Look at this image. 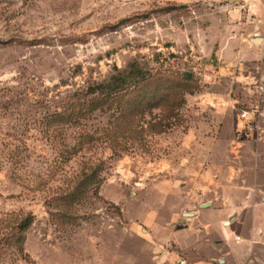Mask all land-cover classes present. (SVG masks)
<instances>
[{"label":"rangeland","instance_id":"obj_1","mask_svg":"<svg viewBox=\"0 0 264 264\" xmlns=\"http://www.w3.org/2000/svg\"><path fill=\"white\" fill-rule=\"evenodd\" d=\"M192 7L178 0H0V264L184 261L197 251L177 239L215 227L223 196L264 187V144L236 131L240 108L259 99L264 109V64L225 70L214 36L194 24L193 9L207 6ZM135 63L146 73H189L193 88L170 129L148 128L145 147L119 158L104 141L76 151L85 132L108 124L109 113L47 130L45 116L66 100ZM100 160L106 169L98 195L71 210L49 204ZM28 212L35 218L18 253L5 236Z\"/></svg>","mask_w":264,"mask_h":264},{"label":"trees","instance_id":"obj_2","mask_svg":"<svg viewBox=\"0 0 264 264\" xmlns=\"http://www.w3.org/2000/svg\"><path fill=\"white\" fill-rule=\"evenodd\" d=\"M193 88L189 73L170 68L144 72L137 63L120 70L105 82L91 84L75 98L66 100L60 110L45 116L48 131L63 130L69 126H80L97 112L109 113L108 124L101 130L85 132L78 144L82 149L87 143L104 141L112 150V157L119 158L136 148L145 147V134L170 129L177 117L179 104L186 92ZM169 99V101H167ZM164 101L165 104H161ZM160 109V115L154 114ZM146 114L152 116L148 122ZM158 118V119H157ZM106 161L100 160L84 166L75 176L73 183L64 191L51 197L49 204L55 208L67 203L68 209L85 200L90 194L98 195L105 180ZM34 215L28 212L16 217L10 226L5 244L18 253L25 248L26 232L34 222ZM2 239L0 240L1 246ZM4 246V245H3Z\"/></svg>","mask_w":264,"mask_h":264},{"label":"crops","instance_id":"obj_3","mask_svg":"<svg viewBox=\"0 0 264 264\" xmlns=\"http://www.w3.org/2000/svg\"><path fill=\"white\" fill-rule=\"evenodd\" d=\"M178 1L190 7L197 3L207 6L203 11L193 9L194 24L200 31L214 36L213 50L225 70L244 68L253 62L256 67L264 64V0H251L249 12L232 10L225 0ZM256 39L260 40L259 44H255ZM222 200L225 205L215 210L220 218L215 227L205 226L202 237L177 239L182 249L191 247L197 251L184 256V263L264 264V187H251L239 199L227 194ZM233 214L235 218L226 223ZM236 235L241 238L236 240ZM202 244L203 251L199 250Z\"/></svg>","mask_w":264,"mask_h":264},{"label":"built area","instance_id":"obj_4","mask_svg":"<svg viewBox=\"0 0 264 264\" xmlns=\"http://www.w3.org/2000/svg\"><path fill=\"white\" fill-rule=\"evenodd\" d=\"M227 5L232 10H239L240 12H249L251 7V0H225ZM261 89L263 87L261 86ZM259 100V99H258ZM246 105L238 110L236 131L238 136L243 133H251L255 141L264 144V109L260 106L259 101ZM241 237L235 236L236 240ZM170 264H185L183 260H174Z\"/></svg>","mask_w":264,"mask_h":264},{"label":"water","instance_id":"obj_5","mask_svg":"<svg viewBox=\"0 0 264 264\" xmlns=\"http://www.w3.org/2000/svg\"><path fill=\"white\" fill-rule=\"evenodd\" d=\"M255 44H259L260 40L259 39H256V41H254ZM206 204H203L202 206H204ZM235 218V214H233L232 216L229 217L228 221H226V223H229L231 222L233 219Z\"/></svg>","mask_w":264,"mask_h":264}]
</instances>
